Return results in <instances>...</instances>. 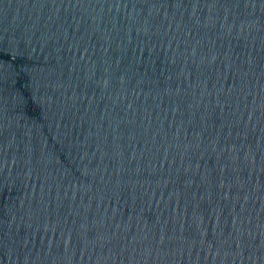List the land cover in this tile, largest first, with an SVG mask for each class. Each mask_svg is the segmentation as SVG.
Wrapping results in <instances>:
<instances>
[{
	"label": "water",
	"instance_id": "obj_1",
	"mask_svg": "<svg viewBox=\"0 0 264 264\" xmlns=\"http://www.w3.org/2000/svg\"><path fill=\"white\" fill-rule=\"evenodd\" d=\"M0 264H264V0H0Z\"/></svg>",
	"mask_w": 264,
	"mask_h": 264
}]
</instances>
